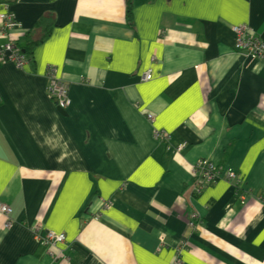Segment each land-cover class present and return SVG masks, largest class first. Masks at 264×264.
Listing matches in <instances>:
<instances>
[{
  "label": "crops",
  "instance_id": "obj_1",
  "mask_svg": "<svg viewBox=\"0 0 264 264\" xmlns=\"http://www.w3.org/2000/svg\"><path fill=\"white\" fill-rule=\"evenodd\" d=\"M4 8L19 29L4 34L0 20V46L49 35L23 66L0 62V203L12 210L0 264H264V61L231 31L264 40V0ZM49 68L69 87L66 117ZM202 159L239 189L219 179L195 193ZM37 226L64 243L38 244Z\"/></svg>",
  "mask_w": 264,
  "mask_h": 264
},
{
  "label": "built area",
  "instance_id": "obj_2",
  "mask_svg": "<svg viewBox=\"0 0 264 264\" xmlns=\"http://www.w3.org/2000/svg\"><path fill=\"white\" fill-rule=\"evenodd\" d=\"M0 20L1 31L4 34L19 29V24L16 22L15 16L8 11L6 12V8L0 13ZM231 31L234 34V48L238 52L244 53L252 59L264 61V40L252 36L249 28L245 25L232 26ZM4 61H10L19 67L23 66L26 62L22 55L19 54L16 43L13 41L0 46V62ZM151 78V70H146L141 77V81H149ZM46 80L48 97L54 102L56 108L66 111L70 106L68 85L56 77L54 68H49L47 70ZM147 118L148 120H151L152 116L148 115ZM154 137L160 140L168 138L164 131H155ZM183 147V144L178 146L176 151H181ZM194 176L193 187L195 193L198 194L205 185L212 184L219 179L233 182L235 187H239L242 183L234 172H221L213 162L204 159L196 161L194 166ZM11 212L12 210L9 206L0 203V216L5 219L3 223L5 229L12 226L9 219ZM32 230L35 240L42 246L54 248V246L62 244L65 241L64 233L50 230L43 231L39 226ZM161 242H163V240H161ZM176 264H180V261H177Z\"/></svg>",
  "mask_w": 264,
  "mask_h": 264
},
{
  "label": "trees",
  "instance_id": "obj_3",
  "mask_svg": "<svg viewBox=\"0 0 264 264\" xmlns=\"http://www.w3.org/2000/svg\"><path fill=\"white\" fill-rule=\"evenodd\" d=\"M4 4L8 5L6 3H4ZM127 19H128V22H130L131 17H130L129 12H128V18ZM41 23H42V20L36 24L35 28L37 30H39V28L41 27V25H42ZM48 35H49V33H47V34L45 33L44 35H42L41 39H35V38H32L30 35H27L26 45L24 47H21L18 44V41L17 42L13 41V42L16 43L19 54L22 55V57L28 62L32 58L33 51H34L36 45L38 43H41ZM237 189H239V187H237Z\"/></svg>",
  "mask_w": 264,
  "mask_h": 264
},
{
  "label": "water",
  "instance_id": "obj_4",
  "mask_svg": "<svg viewBox=\"0 0 264 264\" xmlns=\"http://www.w3.org/2000/svg\"><path fill=\"white\" fill-rule=\"evenodd\" d=\"M57 109V112L61 115V116H64L66 117L67 116V112L65 110H62L60 108H56Z\"/></svg>",
  "mask_w": 264,
  "mask_h": 264
},
{
  "label": "rangeland",
  "instance_id": "obj_5",
  "mask_svg": "<svg viewBox=\"0 0 264 264\" xmlns=\"http://www.w3.org/2000/svg\"><path fill=\"white\" fill-rule=\"evenodd\" d=\"M176 261H179L178 259Z\"/></svg>",
  "mask_w": 264,
  "mask_h": 264
}]
</instances>
